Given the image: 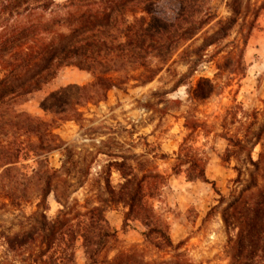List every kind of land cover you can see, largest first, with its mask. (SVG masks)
Here are the masks:
<instances>
[{"label": "trees", "instance_id": "1", "mask_svg": "<svg viewBox=\"0 0 264 264\" xmlns=\"http://www.w3.org/2000/svg\"><path fill=\"white\" fill-rule=\"evenodd\" d=\"M210 4L211 0H0V193L15 206L21 201L16 191L8 189L10 185L26 195L38 192L40 200L38 210L26 217L25 228L2 233L15 258L0 260V264H77L78 239H82L88 264H201L189 257L186 239L174 242L150 204L168 177L149 166L144 156L130 159L109 154L115 159L107 165L108 176L99 185L96 202L85 206V211L75 209L76 213L69 202L77 186L64 179L62 169L52 167L48 157L65 145L53 123L82 119L83 113L76 107L82 101H103L111 89L122 88L133 77L142 85L152 82L163 70V66L152 65L153 57L167 65L182 49L187 59L193 54L199 60L209 47L227 39L240 20L244 0H227L229 15L225 18L218 17ZM198 37H204L202 44L192 45ZM238 64L246 71L243 57ZM69 66L87 71L93 82L61 87L45 98L41 108L54 116L52 123L19 109ZM218 69L216 78L200 77L188 92L185 127L190 135L180 145L172 167L174 173L185 172L189 181L214 186L207 176L208 156L190 139L200 130L209 131L210 125L198 117L194 107L218 92L223 66ZM135 70L137 76L122 75ZM75 91H82L80 101L73 100ZM261 116L259 110L249 112L234 105L219 124L220 136L228 141L222 161H237L236 177L227 193L215 187L218 205L208 217L221 210L229 235L230 264H264ZM237 123L240 130L234 132L231 126ZM257 146L261 149L254 159ZM22 159L35 163L31 173L22 170L27 166ZM113 168L122 178L117 186L111 181ZM51 194L62 205L54 218L47 214ZM117 205L128 209L127 220H139L146 227L145 243L123 247L105 261L103 253L117 238L107 212Z\"/></svg>", "mask_w": 264, "mask_h": 264}, {"label": "rangeland", "instance_id": "2", "mask_svg": "<svg viewBox=\"0 0 264 264\" xmlns=\"http://www.w3.org/2000/svg\"><path fill=\"white\" fill-rule=\"evenodd\" d=\"M226 3L227 0H211L210 6L218 17L225 18L229 15ZM198 38L192 45L202 44L204 37ZM181 51L167 65L154 57L151 59L153 66H163L152 82L142 85L133 77L122 88L111 89L105 100L82 101L77 105L83 113L82 119L53 123L54 132L65 145L63 150L49 153L48 158L52 167L62 169L64 179L77 186L69 202L73 213H76L75 209L85 211V206L96 202L99 185L108 176L107 165L115 159L109 154L115 157L126 155L130 159L144 156L149 166L156 167L168 177L159 195L149 201L159 219L167 225L174 242L186 239L185 249L197 263L230 264L229 235L221 210H215L208 217L209 211L218 205L216 188L227 193L230 181L236 177L234 166L237 161L232 160L229 164L222 161L228 141L220 136L219 124L234 105L249 112L261 111V122H264V0H244L243 13L231 35L209 47L203 59L197 60L193 54L187 59ZM240 57L244 59L246 71L240 70ZM196 60L198 63H192ZM219 65L223 66V71L218 79V92L207 102L194 107L198 117L210 125L209 131L200 130L190 139L208 156L207 176L214 181V186L209 182L189 181L185 172L174 173L172 167L180 145L190 135L185 127L190 109L188 92L200 77L216 78ZM241 71L244 75L240 74ZM128 73L137 76L139 71L122 75L127 76ZM92 82L93 77L87 71L65 67L56 79L32 94L19 109L52 123L54 116L41 108L42 101L61 87ZM80 94L82 91H75L73 100L80 101ZM242 116L243 113L239 112V118ZM239 125L231 126L234 132L240 130ZM260 149L257 146L254 150V159H257ZM22 164L27 165L22 169L27 173L35 167L31 159H22ZM111 181L115 186L122 182L120 173L114 168ZM1 187L0 191H3ZM8 189L16 191V198L21 202L15 206L3 196L4 192L0 193V260L3 262L13 261L15 256L8 252L2 233L25 228L26 217L38 210L40 202L38 192L26 195L13 185ZM48 205L50 218L62 209L54 194L49 195ZM127 212L128 209L122 205L108 210L107 218L117 238L109 243L102 260L113 259L123 247L145 243L146 227L139 220H127ZM76 262L88 264L82 239H78L76 244Z\"/></svg>", "mask_w": 264, "mask_h": 264}, {"label": "crops", "instance_id": "3", "mask_svg": "<svg viewBox=\"0 0 264 264\" xmlns=\"http://www.w3.org/2000/svg\"><path fill=\"white\" fill-rule=\"evenodd\" d=\"M80 77H81V78H84V75H81Z\"/></svg>", "mask_w": 264, "mask_h": 264}]
</instances>
